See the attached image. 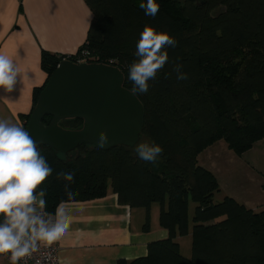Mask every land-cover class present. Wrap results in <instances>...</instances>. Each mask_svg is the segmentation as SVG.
Masks as SVG:
<instances>
[{"label":"trees","instance_id":"1","mask_svg":"<svg viewBox=\"0 0 264 264\" xmlns=\"http://www.w3.org/2000/svg\"><path fill=\"white\" fill-rule=\"evenodd\" d=\"M144 2L86 0L93 12L87 39L75 54L42 52L47 78L34 87L32 109L21 114L22 128L59 62L75 61L83 50L118 66L125 86L133 90L128 68L147 25L177 41L165 49L168 62L149 81L148 92H136L144 105L141 140L160 145L163 153L155 162L141 160L135 150L141 140L133 148L81 143L74 156L40 145L53 173L38 192L46 193L52 214L62 201L102 198L109 189L121 204L145 207L148 217L151 205L159 203L160 225L168 237L149 243L146 255L118 264H264V209L253 210L228 196L215 202L219 182L198 160L217 140L241 155L264 137V0H156L155 18L139 7ZM51 120L44 118L46 124ZM61 125L76 129L82 120ZM60 172L72 173L73 180L57 176ZM191 202L192 254L186 257L176 238L189 233Z\"/></svg>","mask_w":264,"mask_h":264},{"label":"crops","instance_id":"2","mask_svg":"<svg viewBox=\"0 0 264 264\" xmlns=\"http://www.w3.org/2000/svg\"><path fill=\"white\" fill-rule=\"evenodd\" d=\"M92 18L86 0H0V54L17 63L21 73L12 91L0 87V120L23 126L21 114L32 109L33 89L47 78L41 65L42 52L75 54L87 39ZM198 160L219 182L214 199L216 194L220 201L228 196L253 210L264 209V137L241 155L224 139L217 140L199 154ZM64 204L69 228L53 243L60 247L59 264L130 261L146 255L149 243L169 235L160 225V207L157 210L155 205L159 203L151 205L148 217L145 207L121 204L112 189L102 198ZM189 213L186 236H192L191 205ZM176 239L181 250L187 239ZM0 264L10 261L0 256Z\"/></svg>","mask_w":264,"mask_h":264},{"label":"clouds","instance_id":"3","mask_svg":"<svg viewBox=\"0 0 264 264\" xmlns=\"http://www.w3.org/2000/svg\"><path fill=\"white\" fill-rule=\"evenodd\" d=\"M139 7L152 18L159 12L156 0H146ZM176 45L174 37L158 32L154 27H144L136 44L137 59L128 68V79L134 92H148L149 81L154 80L168 62L165 49ZM19 74L18 64L0 54V87L12 91ZM179 79H186V76ZM99 141L104 145L108 138L101 133ZM135 150L145 162H155L164 151L160 145L148 143H139ZM52 173V167L38 151L31 135L8 120H0V217H3L0 222V255L10 254V264H19L22 259L31 258L41 246L52 245L69 228L64 202L57 206L53 215L45 211L46 193L42 190L37 192ZM57 176L69 182L74 178L70 172H60ZM65 190L71 199L73 193L67 185ZM47 258L53 259L50 253Z\"/></svg>","mask_w":264,"mask_h":264},{"label":"water","instance_id":"4","mask_svg":"<svg viewBox=\"0 0 264 264\" xmlns=\"http://www.w3.org/2000/svg\"><path fill=\"white\" fill-rule=\"evenodd\" d=\"M46 116L52 117L50 124L44 122ZM143 116L144 105L125 86V75L118 66L65 58L41 91L24 129L37 148L48 145L64 154L81 143L101 149L133 148L142 137ZM68 119H81L82 125L76 129L61 125ZM101 133L107 136V144L100 143Z\"/></svg>","mask_w":264,"mask_h":264},{"label":"built area","instance_id":"5","mask_svg":"<svg viewBox=\"0 0 264 264\" xmlns=\"http://www.w3.org/2000/svg\"><path fill=\"white\" fill-rule=\"evenodd\" d=\"M68 59H70V58H68ZM95 59H96V57H93L90 55V51L83 50L77 56V59L75 60V62H78V63H81L84 61L99 62ZM37 211L40 212L38 206H37ZM45 211L48 212L47 209H45ZM45 218L47 219L48 217H45ZM49 253L51 254V257L53 259L47 258ZM59 253H60V247L57 244H52L50 246H41L40 250L38 252L32 254L31 258L22 259L19 262V264H37V261H40V264H59L60 263ZM0 256H4L9 260L10 254H4V255H0Z\"/></svg>","mask_w":264,"mask_h":264},{"label":"rangeland","instance_id":"6","mask_svg":"<svg viewBox=\"0 0 264 264\" xmlns=\"http://www.w3.org/2000/svg\"><path fill=\"white\" fill-rule=\"evenodd\" d=\"M9 121L11 123H13V124H16V122H14V121H11V120H9ZM141 143H145V139L144 138H142ZM75 154H76V152H72L71 154H67V156L68 155L74 156ZM63 156H65V155H63ZM219 201L220 200L218 199V196L216 194L215 202H219ZM155 205L157 207V210H159V207H160L159 204H155ZM191 206H192V210L194 211V209H195V203L191 202ZM191 237H192L191 235L190 236H186V235L183 236L184 239H187V243H185V241L182 243L181 253L184 256H186V257H191V254H192V238Z\"/></svg>","mask_w":264,"mask_h":264}]
</instances>
